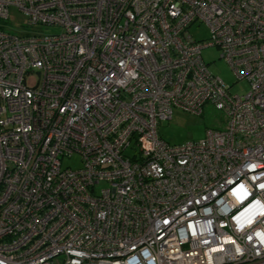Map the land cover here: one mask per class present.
<instances>
[{
  "label": "built area",
  "instance_id": "obj_1",
  "mask_svg": "<svg viewBox=\"0 0 264 264\" xmlns=\"http://www.w3.org/2000/svg\"><path fill=\"white\" fill-rule=\"evenodd\" d=\"M10 6L61 32H7ZM0 22V264H264V0H0ZM205 104L222 129L159 136Z\"/></svg>",
  "mask_w": 264,
  "mask_h": 264
},
{
  "label": "rangeland",
  "instance_id": "obj_2",
  "mask_svg": "<svg viewBox=\"0 0 264 264\" xmlns=\"http://www.w3.org/2000/svg\"><path fill=\"white\" fill-rule=\"evenodd\" d=\"M27 18L23 12L16 7L8 8V18L2 23L7 32L18 35L26 33H38L39 35H51L61 32L58 26H29L26 24ZM189 33L199 42H206L210 38L208 27L204 23H193L189 27ZM219 49L215 46L203 48L201 57L204 63L208 66L209 71L219 77L225 85L231 86L232 94H243L247 91V86L244 82L236 81L232 71L219 57ZM36 76L27 79L28 85H33ZM201 114H193L184 112L178 109L173 110L170 119L159 122V136L167 143L182 144L188 141H197L204 137L207 129H222L225 122L224 114L210 104L203 106ZM129 153V151H127ZM62 167L72 169L81 166V159L78 154H73L69 157H62Z\"/></svg>",
  "mask_w": 264,
  "mask_h": 264
}]
</instances>
